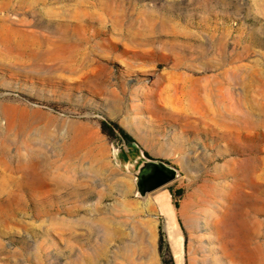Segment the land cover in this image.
<instances>
[{
    "label": "rangeland",
    "instance_id": "374dc122",
    "mask_svg": "<svg viewBox=\"0 0 264 264\" xmlns=\"http://www.w3.org/2000/svg\"><path fill=\"white\" fill-rule=\"evenodd\" d=\"M1 15L18 45L0 43V179H45L0 183V264H264V0H0ZM192 79L225 84L255 127L183 110ZM142 161L178 177L141 197Z\"/></svg>",
    "mask_w": 264,
    "mask_h": 264
},
{
    "label": "bare ground",
    "instance_id": "6f19581e",
    "mask_svg": "<svg viewBox=\"0 0 264 264\" xmlns=\"http://www.w3.org/2000/svg\"><path fill=\"white\" fill-rule=\"evenodd\" d=\"M4 9H6V6L5 5L2 6L1 10H4ZM0 21H1V23H0V43H3L4 45H7V46H12V45L13 46L14 45L17 46L18 43L14 39H12L11 34L8 33V32L7 33H4V31L6 30V28H7L8 25L4 22L2 15L0 16ZM8 28H9V26H8ZM14 31H12L11 33L14 34ZM224 72H225V70H224ZM201 81H202L201 79H195V80L192 79L191 82H194L195 83V86L193 88L189 89V87L186 86V85L182 87V96H181L180 99H182L181 100V107H182L183 110L186 109V107H185L186 105L193 106L195 104V106H194L195 107L194 113L195 114H198L199 112H201L203 114V117H202L203 120L201 119L202 121H206V122H211L212 121L213 123H215V124H221V127L222 126H225L226 128L227 127L232 128V127H231V124L230 123H228L226 120H224L226 118L225 116L230 117L231 119L233 117H236L239 121L244 122L246 125H248V124L250 125L251 123H252V125L254 124L253 122H251V120L253 119L252 116L253 115L255 116V114H254L253 111L246 112L244 115H242L241 118L235 116L234 110L237 107H236V105H233L230 102V99H232V96L230 94L231 92H229V90H228V88L226 87L225 84H222V83H220V81H218V83H215L213 85L211 81L208 83V81H206V80H205V83L202 84ZM244 93H245V90H244ZM237 99H238V97H237ZM245 99H246V96H243L241 99H239V104L241 105V103H242V105H241L242 107H244ZM193 101H194V104H193ZM194 107L193 108L191 107V108L194 109ZM184 113H186V112H184ZM259 115H260L259 116L260 118L258 120L257 119L256 120L258 121V125L263 126L264 125V111H260ZM188 117H191V116H188ZM204 118H205V120H204ZM245 127H242V128H245ZM237 128H240V126L237 127ZM0 158H1V156H0ZM14 159H17V158H14ZM24 162H26V161H24ZM24 169H26V168H24ZM0 174H1V172H0ZM25 174H27V173H25ZM33 175H31V173H30V174H27V176H26L27 178H17V179L16 178H10V177H8V178H2V179H0V183L4 182L5 183L4 184L5 187L6 186H17L19 189H21L22 186H29V187H32L35 191L42 190L44 188L43 185H44V179L45 178L44 179L43 178H35ZM53 179L56 182H59V181L62 182L64 180V178H53ZM42 186H43V188H42ZM256 189H253V190L256 191ZM159 203H160L159 205H160L161 208H168V211L170 212L168 198L166 196L165 197H161L159 199ZM242 256H244V255H242Z\"/></svg>",
    "mask_w": 264,
    "mask_h": 264
},
{
    "label": "water",
    "instance_id": "95a60500",
    "mask_svg": "<svg viewBox=\"0 0 264 264\" xmlns=\"http://www.w3.org/2000/svg\"><path fill=\"white\" fill-rule=\"evenodd\" d=\"M134 174L141 197L169 185L178 177L177 169L164 161H142Z\"/></svg>",
    "mask_w": 264,
    "mask_h": 264
},
{
    "label": "trees",
    "instance_id": "16d2710c",
    "mask_svg": "<svg viewBox=\"0 0 264 264\" xmlns=\"http://www.w3.org/2000/svg\"><path fill=\"white\" fill-rule=\"evenodd\" d=\"M101 131L104 135H106L109 139L115 140L121 138L127 143L135 144L134 138L119 124L111 121V120H103L101 121ZM134 151V149H132ZM131 153V152H130ZM127 155V154H126ZM126 157V156H125ZM126 160V158H124ZM159 247L162 250L163 248V237L160 233L159 238ZM163 264H175L173 258H163Z\"/></svg>",
    "mask_w": 264,
    "mask_h": 264
}]
</instances>
